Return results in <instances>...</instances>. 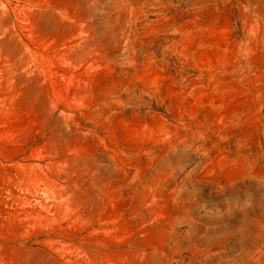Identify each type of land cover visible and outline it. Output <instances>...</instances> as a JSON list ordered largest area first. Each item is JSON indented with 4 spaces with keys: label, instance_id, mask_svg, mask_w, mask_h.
I'll return each mask as SVG.
<instances>
[{
    "label": "rangeland",
    "instance_id": "374dc122",
    "mask_svg": "<svg viewBox=\"0 0 264 264\" xmlns=\"http://www.w3.org/2000/svg\"><path fill=\"white\" fill-rule=\"evenodd\" d=\"M0 264H264V0H0Z\"/></svg>",
    "mask_w": 264,
    "mask_h": 264
}]
</instances>
